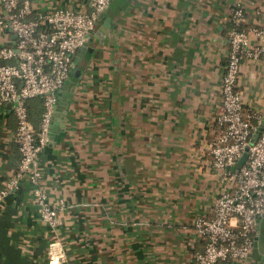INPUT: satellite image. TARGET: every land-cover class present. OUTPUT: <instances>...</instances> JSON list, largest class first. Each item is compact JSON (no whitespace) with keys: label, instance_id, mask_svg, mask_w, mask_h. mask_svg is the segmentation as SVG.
Listing matches in <instances>:
<instances>
[{"label":"crops","instance_id":"crops-1","mask_svg":"<svg viewBox=\"0 0 264 264\" xmlns=\"http://www.w3.org/2000/svg\"><path fill=\"white\" fill-rule=\"evenodd\" d=\"M237 3L242 27L264 23V0H110L74 59L68 108L53 114L39 154L59 222L40 218L31 182L19 180L0 198V264H49L51 246L63 249L61 264H193L203 247L194 220L212 214L225 185L209 145L220 132L215 116ZM30 4V16L89 7ZM237 88L245 112L264 114V61L244 59ZM16 126L1 104L0 188L19 160ZM258 228L246 258L215 264H264L263 215Z\"/></svg>","mask_w":264,"mask_h":264},{"label":"built area","instance_id":"built-area-1","mask_svg":"<svg viewBox=\"0 0 264 264\" xmlns=\"http://www.w3.org/2000/svg\"><path fill=\"white\" fill-rule=\"evenodd\" d=\"M110 0H88L89 9L77 11L54 7L31 14L30 0H0V105L9 104L16 118L14 139L19 160L14 174L0 188V198L22 178L32 184L40 218L51 227L58 224V205L47 200L41 184L39 154L49 140L56 99L72 71L78 49L87 40ZM241 3L230 14L228 50L220 81L219 109L215 122L220 128L210 142L212 163L225 169V185L217 193L209 216L194 220L203 247L193 264H215L219 260L244 259L258 235L257 220L264 213V114L245 112L238 74L244 59L264 61V23L242 27ZM12 38L10 39V37ZM42 97L44 109L38 127L29 118L26 101ZM247 157L238 169H230L240 155ZM49 264H61L65 253L50 247Z\"/></svg>","mask_w":264,"mask_h":264},{"label":"water","instance_id":"water-1","mask_svg":"<svg viewBox=\"0 0 264 264\" xmlns=\"http://www.w3.org/2000/svg\"><path fill=\"white\" fill-rule=\"evenodd\" d=\"M107 26H109V25H107ZM92 31H93V29L90 30V33H92ZM88 37H87V40L83 43V45H81L79 47V49H78L77 56H76L77 61L80 60V58L83 56L84 52L87 50L86 48H87V45H88V43L90 41V38H88ZM71 76H72V71L69 73L68 77L66 78V80H65V82H64V84L62 86V88L64 90V94L58 95V97L56 99L54 116H60L62 109H67L68 108V105H69V102H70L69 99H70V97L72 95V91L74 89V86L68 88ZM263 124H264V122H262L260 124V126L258 128V131L261 130ZM246 157H247V151H244L240 155V157L238 158L237 162L233 166H231L230 169H235V170L238 169L243 164V162L245 161ZM263 216H264V213H263ZM257 229L259 230V228H258V220H257ZM257 236H256L255 243H257Z\"/></svg>","mask_w":264,"mask_h":264},{"label":"trees","instance_id":"trees-1","mask_svg":"<svg viewBox=\"0 0 264 264\" xmlns=\"http://www.w3.org/2000/svg\"><path fill=\"white\" fill-rule=\"evenodd\" d=\"M26 104L29 118L33 121L34 126L38 127V120L40 121V117L44 109L43 98L39 96L29 98L27 99Z\"/></svg>","mask_w":264,"mask_h":264},{"label":"rangeland","instance_id":"rangeland-1","mask_svg":"<svg viewBox=\"0 0 264 264\" xmlns=\"http://www.w3.org/2000/svg\"><path fill=\"white\" fill-rule=\"evenodd\" d=\"M110 2V1H109ZM112 7H114V2H112V4H110L109 5V8H112ZM51 8H53V7H51ZM51 8H48V9H51ZM87 9H89V7L88 8H82V9H74V10H77V11H82V10H87ZM233 9H234V7H233ZM233 9H232V11H233ZM232 11H231V13H232ZM230 13V14H231ZM243 19H244V16H243ZM5 39V31H1L0 32V42H3V40ZM222 171H224V169L223 168H220ZM36 203V202H35ZM38 206V205H37ZM193 229H194V227H193ZM194 232H195V229H194ZM196 233V232H195ZM197 234V233H196ZM198 235V234H197Z\"/></svg>","mask_w":264,"mask_h":264}]
</instances>
